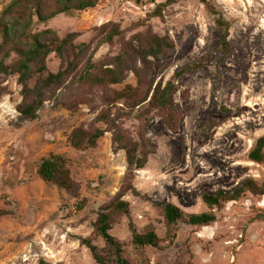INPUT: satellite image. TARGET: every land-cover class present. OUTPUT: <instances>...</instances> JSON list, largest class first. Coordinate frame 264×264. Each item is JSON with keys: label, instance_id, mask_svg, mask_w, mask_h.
Wrapping results in <instances>:
<instances>
[{"label": "rangeland", "instance_id": "374dc122", "mask_svg": "<svg viewBox=\"0 0 264 264\" xmlns=\"http://www.w3.org/2000/svg\"><path fill=\"white\" fill-rule=\"evenodd\" d=\"M11 1L0 0V13ZM174 1L156 18L152 14L162 0H103L95 9L60 16L41 29L61 37L78 34L77 44L91 46L89 55L99 43L96 29L116 24L130 39L134 25L145 20L175 43L167 57L153 62L156 82L169 81L182 67L220 48V31L205 6L199 0ZM215 5L231 23L230 53L222 64L181 79L176 96L184 116L180 130L171 132L158 118L152 121L148 138L155 153L131 181L126 153L115 152L112 133L90 151H78L69 142L76 128L106 129L96 120L110 92H83L69 80L50 92L35 121L22 123L18 77L0 76V209L13 213L0 219V264H96L81 241L93 235L100 210L117 196L130 204L131 214L111 234L132 264H264V199L252 195L217 211L211 226H182L162 249L139 251L132 245L133 229L142 233L150 225L167 238L157 205L171 203L187 214H203L209 212L204 194L231 191L249 179L264 181V164L249 160L264 136V0H215ZM116 54L103 45L95 60L105 64L106 57ZM48 66L59 71L55 54ZM126 85H137L133 73L115 89ZM84 97L92 103L76 112L61 106ZM134 123L128 122V128ZM50 154L69 160L80 199L39 176V164ZM130 186L140 196L128 191ZM79 202L85 204L82 211ZM95 244L104 247L102 240Z\"/></svg>", "mask_w": 264, "mask_h": 264}, {"label": "trees", "instance_id": "16d2710c", "mask_svg": "<svg viewBox=\"0 0 264 264\" xmlns=\"http://www.w3.org/2000/svg\"><path fill=\"white\" fill-rule=\"evenodd\" d=\"M102 1L12 0L0 13V76L18 77V84L22 88V102L17 106V112L22 123L35 121L50 92L65 86L69 80L83 92L91 93L96 88L110 92L111 95L106 98V109L96 120L97 123L104 124L106 129L76 128L70 134L69 142L78 151H90L98 147L106 133H112L115 152L126 153L127 181H131L138 171L147 166L155 153L148 138L152 121L158 118L171 132L180 130L184 116L176 96L180 91L181 79L197 75L214 63L222 64L229 55L231 23L217 8L215 0H199L215 19L220 31L218 52L182 67L169 81L162 78L156 82L153 62H160L167 57L175 49V43L169 35L160 36L155 33L145 20L134 25L136 33L130 39L126 38V33L116 24L109 23L96 29L95 40H99V43L89 55L91 46L77 44L78 34L61 37L55 30L41 29L60 16H72L95 9ZM162 1L164 2L157 7L152 17H163L164 10L175 2ZM141 28H145L144 31H139ZM103 45L116 49L117 54L106 57L105 64H99L95 56ZM53 54L60 60L57 73L52 72L48 66ZM131 73L135 75L137 85L115 89ZM91 103V98L84 97L61 106L76 112L80 106ZM130 121L135 122L133 129L128 128ZM249 160L264 164V136L255 143L249 153ZM38 174L45 183L80 199V190L72 177L69 160L64 156L50 154L43 158ZM127 190L140 196L131 186ZM249 195L264 199V181L249 179L231 191L204 194L202 200L209 212L203 214H187L171 203L157 205L162 213L167 238L161 239L150 225L142 233L133 229L132 245L139 251L162 249L163 243H173L182 226H211L217 221V211L224 210L231 203L241 202ZM84 206V203L79 202L78 211H82ZM130 214V204L122 196H117L102 207L94 223L93 235L81 241L91 252L96 264H132L124 245L111 234L122 219ZM11 215L12 211L0 209V219ZM98 240L104 242L103 248L95 244Z\"/></svg>", "mask_w": 264, "mask_h": 264}]
</instances>
